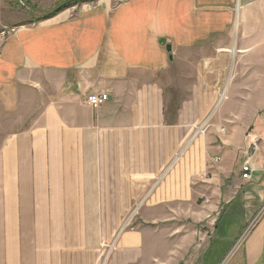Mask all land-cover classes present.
I'll use <instances>...</instances> for the list:
<instances>
[{
	"label": "crops",
	"instance_id": "1",
	"mask_svg": "<svg viewBox=\"0 0 264 264\" xmlns=\"http://www.w3.org/2000/svg\"><path fill=\"white\" fill-rule=\"evenodd\" d=\"M0 14V264H264V0Z\"/></svg>",
	"mask_w": 264,
	"mask_h": 264
},
{
	"label": "rangeland",
	"instance_id": "2",
	"mask_svg": "<svg viewBox=\"0 0 264 264\" xmlns=\"http://www.w3.org/2000/svg\"><path fill=\"white\" fill-rule=\"evenodd\" d=\"M74 1L71 5L63 8H76L84 3L95 1V0H6L7 8L10 11H20L29 21L39 20L43 17H46L54 13L58 8H61L62 5L67 4L68 2ZM76 6V7H75ZM62 11V10H61ZM60 12V11H59ZM1 15V14H0ZM45 19V18H44ZM187 74L189 73V67H186ZM185 85H189L190 82H185ZM226 83H223L225 87ZM173 89V86H171ZM224 89V88H223ZM227 101V100H226ZM219 96L214 97L215 106L218 105ZM10 123V121H9ZM104 215L105 226H89L87 225V233L94 234L98 233L102 238V255H101V264L108 263V254L111 249L115 238L125 229H128L131 226V223L134 218L136 211H102ZM133 215V216H132ZM132 216V218H131ZM115 217L117 219V224H115Z\"/></svg>",
	"mask_w": 264,
	"mask_h": 264
},
{
	"label": "built area",
	"instance_id": "3",
	"mask_svg": "<svg viewBox=\"0 0 264 264\" xmlns=\"http://www.w3.org/2000/svg\"><path fill=\"white\" fill-rule=\"evenodd\" d=\"M109 97L110 95L107 92L100 93V94H91L87 97V101L89 104L96 107V106L101 105L105 101H107ZM248 137H249L250 146L256 150L258 148L257 136L253 132H250L248 134ZM242 172H243V178L251 179L252 166L248 161L243 165Z\"/></svg>",
	"mask_w": 264,
	"mask_h": 264
},
{
	"label": "trees",
	"instance_id": "4",
	"mask_svg": "<svg viewBox=\"0 0 264 264\" xmlns=\"http://www.w3.org/2000/svg\"><path fill=\"white\" fill-rule=\"evenodd\" d=\"M73 2H74V1H71V2H68L67 4L62 5L61 8H58L54 13H52V14L49 15V16H52V15L58 13L59 11L63 10V8H65V7L69 6V5H71ZM49 16H47V17H49ZM44 18H46V17H43L42 19H44Z\"/></svg>",
	"mask_w": 264,
	"mask_h": 264
},
{
	"label": "water",
	"instance_id": "5",
	"mask_svg": "<svg viewBox=\"0 0 264 264\" xmlns=\"http://www.w3.org/2000/svg\"><path fill=\"white\" fill-rule=\"evenodd\" d=\"M161 43L166 45L168 51H172V45L168 44L167 41L165 39L161 40Z\"/></svg>",
	"mask_w": 264,
	"mask_h": 264
},
{
	"label": "bare ground",
	"instance_id": "6",
	"mask_svg": "<svg viewBox=\"0 0 264 264\" xmlns=\"http://www.w3.org/2000/svg\"><path fill=\"white\" fill-rule=\"evenodd\" d=\"M230 83V82H229ZM228 85V84H227ZM225 92H222V94H221V97H220V99H219V102H218V105H220V103H221V101H222V99H223V97L225 96ZM113 246V245H112Z\"/></svg>",
	"mask_w": 264,
	"mask_h": 264
}]
</instances>
